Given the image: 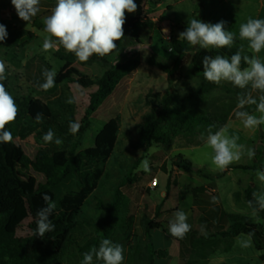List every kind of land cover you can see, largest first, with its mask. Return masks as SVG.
Returning a JSON list of instances; mask_svg holds the SVG:
<instances>
[{
  "label": "rangeland",
  "instance_id": "1",
  "mask_svg": "<svg viewBox=\"0 0 264 264\" xmlns=\"http://www.w3.org/2000/svg\"><path fill=\"white\" fill-rule=\"evenodd\" d=\"M256 1L244 0L243 4L237 7L235 0H135L138 5L136 12L126 13V17L149 20L152 27L140 32V44L125 41L120 51L108 58L111 63L118 58L135 57L139 61V66L133 72L136 73L133 80H130L132 73L123 79L112 94L102 102L91 118L92 125L86 131L81 145L73 153L76 174L65 184L62 191L81 188L84 175L88 171H93L96 179L94 191L83 204V213L78 218L76 228L66 243L61 258L62 264L80 263L83 250L88 251L91 247L88 243L95 238L92 222L99 221L102 216V211L97 208L98 201L105 205L108 204L114 187L129 171L130 181L122 188V191L130 201L133 215L131 231L135 237H140L143 232L142 220L146 217L157 220L162 214V209H171L165 213L172 219L177 210H183L188 215L187 222L193 225L195 223L193 215L199 212L197 208H192L194 201L191 188L210 182L217 184L220 189L219 211L240 214L254 220L252 208L245 199L235 201L231 198L230 190L234 187L240 189L243 186L244 177L246 179L253 177L256 180L254 172L235 168V166L237 164L256 165L263 162L264 150L256 140L252 144L250 140L245 141L243 137H240L239 129H247L236 120L227 123L230 125V134H238L240 137L238 142L245 145V149H253L255 156L249 159L245 153L239 162L230 164L224 170L217 169L211 163L212 150L207 147L205 140L198 145H189L191 141L201 139L202 136L199 133L179 135L168 146L153 144L147 149H136L133 144L137 142L139 125L144 116L151 111L159 110L162 97L168 89V77L173 82L177 103L181 107L203 114L216 113L217 116H228L233 111L243 91L229 82L220 83L231 85L236 91L242 92L214 89L205 96L197 94V89L203 81L193 70L190 56L200 48L199 46L189 45L186 56L181 60L177 59L174 50L167 51V48L172 40H182L178 39V34L186 29L192 18L210 24L223 20L225 30L233 32L236 39L240 41L239 27L249 18L254 19L253 6ZM45 3L47 0H40V11L32 18L37 17V20L42 23V27L37 28L31 22L32 19L26 23L17 16L11 0H0V24L6 27L7 32H12L0 46V60H3L6 65V79L0 82L13 96L20 110H24V102L27 98H39L48 105L58 121L64 122L72 118L78 123L88 104L89 94L96 89V86L83 87L80 81L83 76L91 79L97 78L105 69V65L99 62L84 65L78 62L57 60L51 52L57 50L58 45L51 50H43V41L47 38V33L44 31V18L50 15L46 12ZM168 7H170L169 10ZM17 31L23 33L22 37L17 40V45L26 43L24 48L6 46V42L13 40ZM240 42L247 46V41L241 40ZM149 57L169 68L176 63L177 70L168 76L157 67L148 65ZM45 69L57 73L54 86L55 96H49V90L44 91L39 87L44 82L42 72ZM69 99H72L73 103H67ZM115 117L118 118L119 123L117 142L111 155L103 157L95 148L93 139L102 125ZM43 125V121L38 123L24 115L22 122L18 125L24 136L16 137L14 142L30 159H33L40 149L48 153L64 149L67 155H70L69 148L76 137L55 134L52 142L45 143L42 137L47 131ZM254 135L255 133L252 137ZM56 138H59L62 143L56 144ZM176 156L183 157L192 165L193 170L200 169L202 175L181 170L179 176H176V183H171L167 188V178L175 177ZM144 161L148 162L147 171L143 168ZM152 178H156L158 182V186L153 189L149 186ZM29 179L35 186L43 181V176L31 172ZM256 182L264 184L257 180ZM166 192L167 196L164 199ZM199 198L201 201L204 199L201 194ZM153 204L156 205L153 206ZM28 221L26 219L22 222L17 230L18 235L24 236L28 233ZM256 221L264 227V219H256ZM134 240L136 239L133 237L131 243H135ZM184 240H188V235ZM151 241L157 248H168L172 251L175 248L173 239L160 230L153 232ZM100 243L101 241L96 246L97 249ZM126 249H123V264H140L138 255L128 254ZM258 255L250 238L240 234L233 249L225 256L228 259L227 264H262ZM92 264H102V261L93 257ZM210 264L218 263L212 261Z\"/></svg>",
  "mask_w": 264,
  "mask_h": 264
},
{
  "label": "trees",
  "instance_id": "2",
  "mask_svg": "<svg viewBox=\"0 0 264 264\" xmlns=\"http://www.w3.org/2000/svg\"><path fill=\"white\" fill-rule=\"evenodd\" d=\"M56 4V0H47L45 3L46 12L51 14ZM170 7H168V10ZM31 22L37 28L42 27V23L37 17ZM151 21L126 17L123 25L124 37L117 41L116 49L109 55L99 57L93 55L86 63L77 61L75 56L64 50L58 45V49L52 51V56L57 60L64 62H78L81 64H92L99 62L105 65L103 72L95 79L82 77L80 81L83 87L96 86V89L89 94L88 104L80 118L79 130L72 134L69 131L70 123H77L72 118L60 122L52 114L48 105L39 98H27L24 102V110L18 112L16 120L7 125V130L12 133L13 139L8 143H0V264H62L61 258L66 247V243L77 225V220L81 217L82 207L90 194L94 191L96 174L93 171L85 173L83 186L77 190L62 191L63 187L76 174V165L73 159V153L81 145L82 139L87 130L92 125L91 118L97 111L102 102L108 98L116 86L127 76L132 74L139 66V61L135 57L118 58L109 63L108 58L120 51L125 41L134 44H140V32L151 29ZM11 35L12 32H7ZM22 32L17 31L14 39L6 42V46L24 48L26 43L17 45V40L22 37ZM30 34V33H28ZM7 35V36H8ZM2 42H0V46ZM189 44L185 40H172L169 42L171 51H175L177 59H183L187 54ZM167 48V51H168ZM241 47L235 40L230 48L220 49H202L199 48L190 56V64L193 70L201 77L202 84L197 89V94L205 96L214 89H224L225 91H236L231 85L224 83H212L207 81L203 75L201 61L205 56L215 57L222 55L230 58ZM242 55H249L242 52ZM128 57V56H126ZM150 66H155L168 76H171L177 70V64L167 67L152 57L147 59ZM241 67H246L242 64ZM242 94L250 92V88L241 89ZM242 91L238 92L241 93ZM49 96L56 95V88L52 87L48 91ZM253 97H258L259 92L251 91ZM255 105L246 107L250 113L255 111ZM37 113L43 114V128L48 131L52 129L55 134L60 136H75L76 139L70 145V155L64 149L48 153L40 149L33 159H30L22 148L14 142L16 137H23L18 125L22 122L24 115L31 120H35ZM234 116V113L232 114ZM227 115L203 114L197 111L181 107L177 103L175 89L172 80L168 77V89L163 95L161 106L158 111H151L146 114L139 125L137 142L133 144L136 149H147L153 144L168 146L174 138L179 135L199 133L202 137L198 141H191L189 145H198L206 139L209 126L212 131L224 125ZM119 132L118 118H111L98 130L93 139V144L103 157H108L113 152L117 142ZM175 166L179 170L192 171V165L183 157L176 156ZM235 168L249 169L248 166L236 165ZM31 172L39 173L43 176V181L35 186L31 183L29 176ZM200 173V170L197 171ZM130 171L114 187L113 194L108 204L98 201L97 208L102 211L101 219L92 222L95 238L88 244L91 245L90 251L96 248L103 239H109L114 244H119L127 248L128 254H137L140 264H154V259L167 256L166 249H155L151 241L150 232L160 230L170 236L174 241L181 242L182 239L172 237L168 232L169 221L154 220L153 218H144L141 224L143 232L140 237H135L131 231L133 215L131 213L130 201L123 193L122 188L130 181ZM173 182V179L167 178V188ZM47 193L53 201L56 202V209L50 216L55 230L46 233L43 238L34 236L36 228V213L45 206L42 200V194ZM251 188L244 193V199L252 207H257ZM167 196L165 193L164 199ZM237 198V194L234 195ZM159 206V205H158ZM157 208V206H156ZM258 219H264V210H259L256 214ZM230 225L227 230L222 232V236L229 243L240 234L250 238L255 250L259 253L258 258L264 261V229L257 221L252 220L240 214L227 215ZM28 219V233L24 236L17 234V230L23 221ZM191 230L188 232L190 233ZM187 233V234H188ZM135 243H131L132 238ZM83 250V254L88 252Z\"/></svg>",
  "mask_w": 264,
  "mask_h": 264
},
{
  "label": "clouds",
  "instance_id": "3",
  "mask_svg": "<svg viewBox=\"0 0 264 264\" xmlns=\"http://www.w3.org/2000/svg\"><path fill=\"white\" fill-rule=\"evenodd\" d=\"M17 16L29 22L40 11V0H11ZM135 0H56L51 14L44 18V31L47 38L43 41V50L48 51L62 46L64 50L75 56L77 61L86 63L93 55L104 57L111 54L117 47V41L124 37L123 25L126 21V13H134L137 10ZM167 31V30H165ZM7 30L0 24V42L6 40ZM239 39L247 41V47L253 55H242L244 46L226 58L222 55L205 56L201 61L204 78L212 83L229 82L239 89L250 88L259 92L258 100L251 92L241 94L238 97L234 116L245 129H257L264 125V60L258 55L264 50V19L249 18L239 27ZM178 39L185 40L190 46H199L202 49L230 48L236 39L233 32L225 30V21L210 24L199 19L192 18L186 29L178 34ZM171 51V50H169ZM244 64L246 67H241ZM6 65L0 60V81L6 79ZM44 82L39 87L47 91L55 86L57 73L45 69L42 72ZM67 103H73L69 99ZM255 105V111L259 115L251 114L246 110L247 106ZM18 106L13 96L0 82V143H8L13 139L12 133L7 130V125L14 122L18 116ZM36 122L43 121V114L37 113ZM79 130L78 123H70L69 131L75 134ZM55 133L49 129L42 137L45 143L53 141ZM238 134H230V125L225 124L212 131L209 126L205 143L212 150L211 163L219 170L226 169L230 164L239 162L247 155L249 159L255 156L251 148L245 149V145L239 143ZM56 144H61L59 138ZM143 168L148 170V162H143ZM257 178L264 182V170L256 172ZM257 207L252 208V214L264 210V193H253ZM42 200L45 206L36 213V228L33 235L43 238L46 233L55 230L50 216L56 209V202L44 193ZM249 207L252 202L249 201ZM188 215L183 210L174 213V219L169 221L168 232L177 239H184L191 230L187 222ZM247 246V245H245ZM93 257L102 261V264H123V246L114 244L109 239H103L99 248H93L83 254L81 264H92Z\"/></svg>",
  "mask_w": 264,
  "mask_h": 264
},
{
  "label": "crops",
  "instance_id": "4",
  "mask_svg": "<svg viewBox=\"0 0 264 264\" xmlns=\"http://www.w3.org/2000/svg\"><path fill=\"white\" fill-rule=\"evenodd\" d=\"M235 1L237 7L241 6L243 4L242 2H244V0H235ZM253 7H254V19L257 18L264 19V0H257ZM235 40L237 41L240 47L241 45L244 46V44L240 42L241 40L240 41L237 39ZM243 51L247 52L249 56L253 55V53L247 46H244ZM258 55L262 60H264V50H262L261 53H259ZM135 74L136 73L132 74V78L130 80H133L135 78ZM234 109L227 116L224 125L231 120H236V122L241 124L239 120H237L235 117H232V114L234 113ZM251 114L259 115V113H257L256 111L251 112ZM239 130H240V137H243L245 141L250 140L252 144L255 142L254 140H256L264 150V145H263L264 125H261L257 129L244 130L243 128H240ZM254 133L255 135L252 137ZM258 152L259 151H257V153ZM237 165L248 166L249 169H244V170L254 172L253 174L256 177L255 179L258 182H261L257 178L256 172L258 170H264V161L263 162L261 161V163L259 162L256 165H246V164H237ZM198 170L200 169L196 168L190 172L198 173L197 172ZM182 171H186V170H182ZM182 171L177 168H174L175 177L173 178V182H172L173 184L176 183L177 180L176 176H179V174ZM225 172H227V170ZM244 179H245L244 182L242 180L243 186L240 189H236L234 187L232 188V190H230L231 198H233L235 201H240L241 199H244V193L249 188H251L254 193H264V184H257L256 180H254L253 177L250 178L247 177V179L246 177H244ZM209 189L212 190L211 195H208L206 193ZM191 192L194 201L192 208H197L198 210L197 212L199 213L197 215H193L195 223L191 225V232L187 234L188 240L182 239L181 242H176L173 240L175 245L174 250L172 251L168 248H164L167 250L168 253L167 256L164 258L156 257L154 259V264H210L212 261H215L218 264H227L228 259L226 258L225 255L227 252H230L231 249H233L236 240H238V238L240 237V235L235 237L232 241V246L230 247L231 243H229L222 236V232L227 230L230 224L227 215L231 214L232 212L219 211L220 189L218 185L215 184L214 182L195 186L191 188ZM200 194L201 196L204 197L203 201H201L199 198ZM235 194L239 195L237 199L234 196ZM155 205L156 204H153V206ZM166 211H171V209H162L161 211L162 214H160L157 220H167V221L172 220V218H170V216H168L165 213ZM256 219L258 218L256 215H254V220L256 221ZM154 231L157 230L155 229L150 232L151 237ZM154 248L161 249V248H157L155 245ZM261 262L262 264H264V261Z\"/></svg>",
  "mask_w": 264,
  "mask_h": 264
},
{
  "label": "built area",
  "instance_id": "5",
  "mask_svg": "<svg viewBox=\"0 0 264 264\" xmlns=\"http://www.w3.org/2000/svg\"><path fill=\"white\" fill-rule=\"evenodd\" d=\"M167 40L169 41V37H167ZM171 50V48L169 47L168 48V51ZM158 185V182H157V179L156 178H152L151 181H150V187L153 189L155 188L156 186ZM208 195H211L212 194V190L209 189L207 192H206Z\"/></svg>",
  "mask_w": 264,
  "mask_h": 264
}]
</instances>
